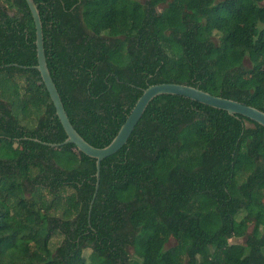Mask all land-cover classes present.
<instances>
[{"label":"trees","instance_id":"trees-1","mask_svg":"<svg viewBox=\"0 0 264 264\" xmlns=\"http://www.w3.org/2000/svg\"><path fill=\"white\" fill-rule=\"evenodd\" d=\"M35 2L66 111L97 147L154 83L264 110V0ZM35 41L27 1L0 0V264H264L263 125L185 96L155 97L102 160L90 213L96 159L36 140L67 134L34 67ZM32 112L41 115L28 127L20 115Z\"/></svg>","mask_w":264,"mask_h":264},{"label":"water","instance_id":"water-1","mask_svg":"<svg viewBox=\"0 0 264 264\" xmlns=\"http://www.w3.org/2000/svg\"><path fill=\"white\" fill-rule=\"evenodd\" d=\"M30 11L32 13L35 31H36V49H37V59L38 63L34 66L39 70L42 77V81L45 84L51 100L56 109V114L58 115L67 137L62 142H45L37 139V141L43 142L49 146L58 148L67 143H73L77 150L87 154L90 157L96 159V190L93 195L91 204H90V213L94 200L97 195V191L100 185L101 177V162L104 158L113 155L119 151L129 140L132 132L137 126L138 122L142 118L146 108L150 102L157 96L161 94H175L185 96L195 101L210 105L212 107L225 110L230 114H240L243 115L255 122L264 126V110L244 103L242 101L224 97L221 95H215L209 91L196 87L188 83H179V82H159L148 85L143 89L142 94L137 99L136 103L132 107L130 113L128 114L126 120L120 127L119 131L115 137L111 140L109 144L104 147H97L90 142H88L75 128L73 125L62 100L61 94L58 90V87L53 79L51 70L48 66L46 52H45V43H44V30L43 22L40 15V11L35 0H26ZM19 65V64H15ZM27 67V66H23Z\"/></svg>","mask_w":264,"mask_h":264},{"label":"rangeland","instance_id":"rangeland-1","mask_svg":"<svg viewBox=\"0 0 264 264\" xmlns=\"http://www.w3.org/2000/svg\"><path fill=\"white\" fill-rule=\"evenodd\" d=\"M166 4L167 3L160 4L158 9L161 10L162 8H164L166 6ZM40 115L32 112V113H29V115H27V116H24L23 114H21L20 117H21V121L23 124H25L28 127H34L37 125ZM26 193H27V196L30 195L29 190ZM49 198H50V196H49ZM242 213L243 212H241L240 215H242ZM250 229H252V226L249 228V230ZM54 238H55L54 239L55 243H59L62 239V236L59 233H57ZM230 242H232V243H245V237H233L230 239ZM174 244H175V240H174V238H171L170 241L167 243V247L174 245ZM127 250H128L130 255H135L134 246H132V245L128 246ZM85 256L87 259H90L91 258V250L87 249L85 251ZM184 264H190V263L186 260L184 262Z\"/></svg>","mask_w":264,"mask_h":264}]
</instances>
